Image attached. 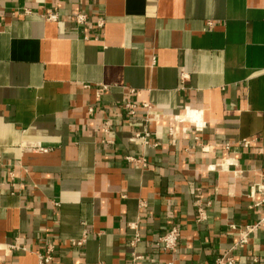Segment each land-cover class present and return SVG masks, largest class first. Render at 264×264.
<instances>
[{"label": "crops", "instance_id": "obj_1", "mask_svg": "<svg viewBox=\"0 0 264 264\" xmlns=\"http://www.w3.org/2000/svg\"><path fill=\"white\" fill-rule=\"evenodd\" d=\"M263 215L264 0H0V264H264Z\"/></svg>", "mask_w": 264, "mask_h": 264}, {"label": "built area", "instance_id": "obj_2", "mask_svg": "<svg viewBox=\"0 0 264 264\" xmlns=\"http://www.w3.org/2000/svg\"><path fill=\"white\" fill-rule=\"evenodd\" d=\"M46 20H56V16L52 14H48L46 16ZM87 15L86 14H76L74 17V22L77 26L81 28H85L87 26ZM98 28H102L103 22H98L97 24ZM84 40H88V38H84ZM96 41V39H94ZM88 86H86L87 88ZM102 92L107 91V87L101 86ZM97 97L98 94H97ZM123 114L128 118L131 119L135 116L136 112L143 111L145 114V121L149 122L151 121L152 117V106L148 103L138 104L134 102H128L125 101L122 105ZM89 113H92V110H89ZM154 117H157L155 115ZM173 120L175 122H187L192 123L194 125V129L197 132H200L203 128L202 124V112L199 111H192L188 110L184 116H174ZM108 132V127L105 128L104 133ZM187 131L185 128L181 129V133L185 134ZM171 137L176 135V132L173 130L169 134ZM151 134L148 131L143 132H135L132 136V140L137 141L140 143V145L147 146L149 143ZM194 140L196 142L200 141L198 137H195ZM46 149H38V152H46ZM125 162L129 165H133L134 167H137L139 169H145L147 167V160L143 155L140 156H126ZM231 164H228V162H224L219 166L220 171H228ZM256 190L260 189L259 185L254 186ZM198 221H202L205 219V213L202 207L200 206V203L198 202ZM264 225V215L256 222L255 224H248V225H242L235 227V230L237 231V241L234 244L233 248L237 249H243L248 244L250 237L257 232L260 226ZM129 228L135 232H137V224L132 223L129 225ZM180 238V233L178 228L172 227L166 234L159 237L156 241V245L159 246L164 252H167L169 254H174L177 250L178 241ZM86 239V234L82 236V238L78 241H72L71 246L74 248L82 247ZM139 241L138 235L136 234L131 242V244H135ZM12 249H19L17 246L11 247ZM55 249V244L52 242H49L46 244L45 250L43 254H39L37 256L38 258V264H49L52 260V255ZM231 251V250H230ZM230 251H227L219 258L215 259L211 264H235V259L231 256ZM141 257H134V261L141 260ZM96 264H104V263H96Z\"/></svg>", "mask_w": 264, "mask_h": 264}]
</instances>
